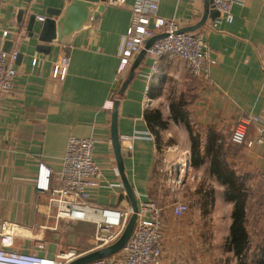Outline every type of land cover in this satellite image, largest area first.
<instances>
[{"label": "crops", "instance_id": "obj_1", "mask_svg": "<svg viewBox=\"0 0 264 264\" xmlns=\"http://www.w3.org/2000/svg\"><path fill=\"white\" fill-rule=\"evenodd\" d=\"M65 1L0 0V30L11 31L6 42H12L10 51L19 52L15 89L0 100V228L3 223L16 226L12 245L6 249L50 258L73 251L79 255L93 252L94 219L70 221L58 217L50 194L39 192L34 182L39 164L44 162L52 171V189L61 188L59 173L72 137L99 139L94 157L102 178L87 203L113 211L132 206L112 144L113 111L118 101V135L125 176L138 206L142 201H154L163 208L161 264H222L218 225L213 226L211 233L217 245L213 249L205 243L203 228L206 221L218 224L220 217L204 213L219 206L229 209L223 235L227 242L235 204L225 198L227 183L217 177L219 172L215 170L232 175L233 183L248 191L246 206V176L253 173L264 177V144L236 146L231 140L240 118L264 115V0H242L232 10V22L220 14L216 19L209 17L204 26L190 32L203 34L216 64L210 68L209 81H198L196 100L186 103L184 96L173 99L167 115L157 103L163 98L165 76L179 77L186 71L181 60L164 57L155 68L154 57L147 53L124 94L118 97L138 56L123 75L118 74L120 46L131 24L130 6L135 0H127L123 8L107 4L67 44L42 42L39 36L43 21L38 16L46 19L49 8H64ZM205 5V0H160L158 13L184 29L201 21ZM211 9L216 10L213 3ZM32 15L36 19L30 28ZM62 58L69 59L70 64L65 79L58 80L53 78V69ZM146 99L151 102L148 106ZM172 108L181 113L175 116ZM157 112L162 126L153 121ZM171 124L184 128L190 144V152L183 154L186 156L159 152L160 134ZM188 125L195 135H201L202 155H206V144L219 151L215 157L219 167L215 166L212 154L205 157L204 163L194 164ZM257 136V127L250 126L248 137ZM188 159L190 167L182 178L171 171L178 162ZM203 167L223 187L224 199L199 190L194 196L198 195L195 203L200 208L175 217L171 212L175 204L171 191L187 185L196 189L198 180L191 181V171ZM180 179L181 186L176 184ZM246 211L248 223V207ZM246 228L249 233L247 225ZM263 243L264 237L254 247L255 252L251 244L250 254H259ZM39 244H44L43 250L38 249ZM225 253L236 259L227 248Z\"/></svg>", "mask_w": 264, "mask_h": 264}, {"label": "built area", "instance_id": "obj_2", "mask_svg": "<svg viewBox=\"0 0 264 264\" xmlns=\"http://www.w3.org/2000/svg\"><path fill=\"white\" fill-rule=\"evenodd\" d=\"M242 0H212L213 6L228 22L234 19L232 10ZM108 4L116 7H126L127 0H109ZM160 0H135L130 6L131 24L123 36L120 46L119 75H123L132 64L135 57L145 47L146 42L155 35L165 34L148 50L149 56L154 57V66H158L162 58L178 59L185 62L190 73L204 81L210 80V68L216 64L209 55V47L200 33L180 32L181 28L175 20L159 16ZM44 21V17H39ZM11 31L0 30V100L7 93L15 89L17 69L15 64L19 58L17 50L7 53L4 50L6 40ZM36 60L34 64H36ZM69 59L62 58L55 63L53 78L64 80L69 67ZM151 102L146 99L145 105ZM111 107V106H110ZM257 127L258 136L248 137L250 126ZM231 140L235 144L253 147L255 144H264V115H248L240 118L234 128ZM99 139L95 137H72L66 149L62 170L59 176L62 186L59 189L51 187V169L44 163L39 164L35 187L41 193L50 194V201L56 207L58 217L70 221L90 220L86 215L98 214L94 219L96 225L95 246L93 251L100 250L114 244L123 234L133 213L132 208L121 211L99 208L87 203L91 198L92 190L100 185L102 173L95 161V148ZM189 157V153L187 154ZM190 160L178 162L171 171L177 172L182 178L188 172ZM183 179L177 185L181 186ZM190 205L187 202H175L171 212L181 218L188 214ZM163 208L154 201L139 203L137 220L133 234L124 249L110 258L100 259L90 264H161L164 239ZM16 226L3 223L0 228V264H68L78 258L75 251L60 254L54 258L41 256L37 253L10 251L7 245H12V238ZM39 250L44 244L38 245Z\"/></svg>", "mask_w": 264, "mask_h": 264}, {"label": "rangeland", "instance_id": "obj_3", "mask_svg": "<svg viewBox=\"0 0 264 264\" xmlns=\"http://www.w3.org/2000/svg\"><path fill=\"white\" fill-rule=\"evenodd\" d=\"M201 34V33H200ZM184 73L179 77L174 76H165L164 78V91H163V98L157 103L159 107L164 111L165 115H167V107L175 98L179 96H184L186 99V103H193L196 100V91L198 87V81L201 79L194 77L188 68L185 67ZM161 140L159 141V152L161 155H178L182 156L186 154V152H190L188 147L189 139L184 131V128L180 125H169L167 130L162 131L160 134ZM233 143V142H232ZM221 144V143H220ZM235 144V143H233ZM222 145V144H221ZM240 145V144H236ZM186 156V155H183ZM247 178V186L249 188V200H248V215L249 221L247 223L249 233H250V240L251 244L254 247L258 245L259 242L263 240L264 237V188L262 189L261 185L264 187V177L256 174H249L246 176ZM190 178H194L191 181H197L198 184L196 185V189L193 188L191 190V186L187 185L183 189L171 191V196L174 197V202H187L190 205V211H194L199 207L196 201H198V195L195 197L194 194L202 190L203 192L208 193L213 192L215 197L219 199L222 198L223 187L218 184L214 179H211L210 176L207 175V169L200 168L197 171H191ZM185 179V178H184ZM259 183L261 185H259ZM191 195H189V194ZM186 198V199H183ZM225 202V201H221ZM189 211V212H190ZM206 215H219L220 220L218 224H214L213 222H204L203 228L205 237V243L210 249H213L214 245V234H211L214 229V225H218L219 227V240H218V247H219V260L222 264H238V261L233 257V255H229L226 252V241L223 238L224 234L226 233V218L228 217L229 209L225 206H219L218 208L214 209H206ZM211 235V236H210ZM256 249L254 250V252ZM253 257V254H251Z\"/></svg>", "mask_w": 264, "mask_h": 264}, {"label": "water", "instance_id": "obj_4", "mask_svg": "<svg viewBox=\"0 0 264 264\" xmlns=\"http://www.w3.org/2000/svg\"><path fill=\"white\" fill-rule=\"evenodd\" d=\"M67 1V4H66ZM64 8H49L47 10V17L43 21V27L40 32V40L42 42L51 43L53 41H57L58 43L67 44L70 39L80 29H82L91 19H94L98 16L97 13H100L108 4L109 0H66ZM205 12L201 19V21L196 25L189 28L181 29L180 32H192L197 28L204 26L208 20V18L216 19L220 17V12L218 10L211 9L212 0H205ZM90 11H97L90 12ZM36 16H31L30 28L34 25ZM165 37V34L155 35L151 39H149L145 47L138 54L136 60L134 61L129 75L121 90L119 91L118 97H122L128 84L135 76V71L139 66L142 59L146 56L147 50L159 39ZM12 42L7 41L4 46L5 51H10ZM9 49V50H8ZM50 49V48H48ZM118 101H115L114 111H113V134H112V144L114 147L117 163L119 170L121 172L122 180L124 182V186L131 198L132 210L133 213L128 221V224L122 234V236L112 245L102 248L100 250H95L86 255L79 256L78 258L72 260L68 264H90L94 261L110 258L119 252H121L129 239L131 238L136 220H137V212H138V202L136 201L134 194L132 192V188L128 183V180L124 173V162L122 156V147L120 142V136L118 135Z\"/></svg>", "mask_w": 264, "mask_h": 264}, {"label": "trees", "instance_id": "obj_5", "mask_svg": "<svg viewBox=\"0 0 264 264\" xmlns=\"http://www.w3.org/2000/svg\"><path fill=\"white\" fill-rule=\"evenodd\" d=\"M172 112L175 116L179 113V109L172 108ZM156 125H163L161 122V115L157 112L154 120ZM190 130V137H191V154L192 158L194 159V164H202L205 161V157L213 155V160L215 166L219 165V161L215 159V157L219 154L218 150H214L211 148V144H206L205 146V153L206 155L201 154V142H200V134H196L191 130V126L188 125ZM218 178L224 180L227 183V187L224 191V196L227 200L234 202V210L232 213L233 223L231 225V233L230 237L226 242V248L233 252L234 256L238 260V264H264V243L261 252L257 255H253L251 257L250 248H251V241L250 236L247 231V211H246V202L248 199V191L236 186L231 177L232 175H227L222 170L217 171ZM251 258V260H249Z\"/></svg>", "mask_w": 264, "mask_h": 264}, {"label": "bare ground", "instance_id": "obj_6", "mask_svg": "<svg viewBox=\"0 0 264 264\" xmlns=\"http://www.w3.org/2000/svg\"><path fill=\"white\" fill-rule=\"evenodd\" d=\"M86 216L89 217L90 219H93V218L96 219L98 218L99 215L95 213H91V214L88 213Z\"/></svg>", "mask_w": 264, "mask_h": 264}]
</instances>
